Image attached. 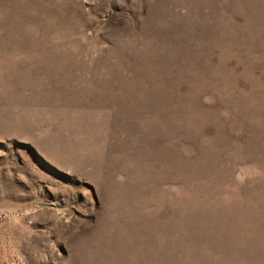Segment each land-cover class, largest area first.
I'll list each match as a JSON object with an SVG mask.
<instances>
[{"label":"rangeland","instance_id":"374dc122","mask_svg":"<svg viewBox=\"0 0 264 264\" xmlns=\"http://www.w3.org/2000/svg\"><path fill=\"white\" fill-rule=\"evenodd\" d=\"M0 264H264V0H0Z\"/></svg>","mask_w":264,"mask_h":264}]
</instances>
